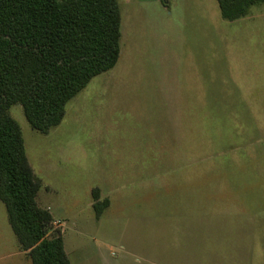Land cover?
Wrapping results in <instances>:
<instances>
[{
	"label": "rangeland",
	"instance_id": "1",
	"mask_svg": "<svg viewBox=\"0 0 264 264\" xmlns=\"http://www.w3.org/2000/svg\"><path fill=\"white\" fill-rule=\"evenodd\" d=\"M119 4L121 56L58 126L10 108L71 263L264 264V3L234 21L217 0ZM0 264H32L1 199Z\"/></svg>",
	"mask_w": 264,
	"mask_h": 264
},
{
	"label": "trees",
	"instance_id": "2",
	"mask_svg": "<svg viewBox=\"0 0 264 264\" xmlns=\"http://www.w3.org/2000/svg\"><path fill=\"white\" fill-rule=\"evenodd\" d=\"M217 1L229 21L264 3ZM121 26L119 0H0V199L32 264L72 263L63 233L53 228L52 212L38 203L42 183L10 108L20 104L31 127L49 133L62 122L67 103L94 77L115 67L121 56ZM240 139L244 137L237 132L223 144ZM93 199L100 219L110 198L102 199L96 187Z\"/></svg>",
	"mask_w": 264,
	"mask_h": 264
}]
</instances>
